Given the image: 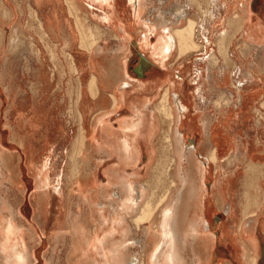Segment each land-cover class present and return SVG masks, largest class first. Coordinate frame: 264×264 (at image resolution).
<instances>
[{
	"label": "rangeland",
	"instance_id": "rangeland-1",
	"mask_svg": "<svg viewBox=\"0 0 264 264\" xmlns=\"http://www.w3.org/2000/svg\"><path fill=\"white\" fill-rule=\"evenodd\" d=\"M121 2L117 0V6L119 8L126 6L127 15L124 11H119L115 15L113 7L96 3V0H62V39L65 42H62L61 62L56 57L55 45L42 27L44 12L36 10L43 5L39 6L36 0H0V151L3 153L1 154L4 160L0 155V264H21L19 260L26 255H29V264H107L108 250L104 245L107 239L119 243L132 237L127 244L134 246V238H143L150 229L154 233L159 232L153 224L156 215H153L155 211L152 205L140 213L141 221L133 217L128 218L125 225L128 233L126 237L125 228L113 226V204L115 203L118 207L114 201L118 200V194L114 190V185L108 184L109 170L107 169L112 166L119 167L121 160L118 153L108 156L107 151L103 149L93 150L88 129H92L93 140L96 139L99 143L107 140L111 129L119 134V139H125L126 135L123 133L125 121L134 117L132 102L138 101L137 104H140L139 102L149 98L150 109H147L149 113L145 118L147 119L149 115L153 117L152 111L160 105L158 102L167 87H171L172 99H175L173 94L175 92L179 95V100L176 99V101L178 100L184 107L181 119L176 121L175 127L178 126L181 129L180 134L187 145L198 148V155L200 154V158L204 160L206 158L205 155L202 156L201 151L205 152L208 148L204 147L200 118L208 115L209 108H211L209 111L216 112L215 102L218 94L221 96L227 94L231 97V92L234 91L233 101L227 108L235 111L231 117V125L230 122L219 121L210 143L217 142L220 135L224 142L220 146L221 162L226 163L225 168L230 173L236 169L239 172L234 178L232 195L228 194L235 206L233 214L235 219L228 218L225 210L220 208V205L217 206L219 203L215 205L216 202H212L214 210L207 204V214L211 219V229L218 239L214 258H212L213 264L221 263L217 261L218 256L221 260H227L226 264H249L242 262V251L238 250L240 239L238 235L235 236L236 238L233 237V233L230 232L233 229H229L226 237L221 240L220 237L222 221L224 220L227 228L231 225L238 226L246 205L249 215L260 211V208L257 209L259 204L264 209V190L260 185L262 178H258L263 177L264 171L261 172L263 168L258 166L256 172H252L257 178L253 186L245 185L243 180L247 168L251 169V167L242 162L244 159L256 160L258 159L256 155L259 158L262 157L264 162V145L259 143V140L264 141V106L261 107L264 90L257 92V98L251 103H245L240 101V92L236 86L239 85L241 88L248 86V89L254 91L264 87V74L257 75L260 85L255 80L250 85L248 78L238 74V68L243 65V61H246L249 67L252 62H255V67L262 66L264 52L261 54L258 48L253 50L247 48L242 28L236 30L230 25L229 18L234 19L233 14L237 9L241 11V5L246 2H250L255 19L263 17L264 0H221L218 7H213L216 13L213 17L210 14L212 7L207 0H191L190 2L188 0H149L143 12L147 20L151 18L155 21L161 17L162 13V17L170 21L175 10L184 6L195 23L192 25L193 32L184 55L178 56L175 51V54L167 59L166 65L161 63L159 65L150 55L152 45L157 43L159 32L152 31L151 34L149 32L151 44L142 45L145 29L142 31L143 27L137 25L140 19L135 18L134 6L129 0H121ZM198 3H201L200 7ZM3 7L8 8L7 14ZM228 7L229 10H227ZM109 16L114 17L111 19L115 22L114 24H109L106 20ZM201 21H204L207 28H202L203 31L200 32L198 28ZM261 21H264V18ZM126 22L131 24L130 27L127 26L131 50L125 55V60L130 74L135 79H131L129 84L124 82L125 84H122L118 90V92L125 91V100L116 105L117 111L111 113L109 122H98L99 114L105 109H111L113 103L110 98L107 106L98 104L97 99L90 92L89 81L93 69L89 64L92 57V52L89 50L98 46L104 48V51L98 54L93 53L96 54L93 66L98 68L97 76L100 83L101 71L117 63L112 52L118 44V37L122 36L121 28H124ZM164 28L158 27V31H163ZM226 29L229 30L228 36L232 38V42L227 41L226 44L230 45L231 56L235 54L236 62L233 58L228 63L224 59L225 56L221 57L219 62L220 66L227 71L223 73L232 75V82L230 79L228 86L224 84L221 86L218 83L216 88L209 89L207 67L210 59L222 56L218 35L220 30ZM70 30L76 32L78 36L76 40L70 34ZM220 49L224 50L223 47ZM144 54L149 57L145 58L149 67L147 75L141 77L135 69L141 64ZM53 68L56 69L55 74L52 73ZM214 71L218 73V63ZM239 76L243 83L239 84L236 80L235 77ZM234 80L235 83H233ZM200 88L208 96L207 100L199 96ZM107 95L110 97L109 94ZM209 100L210 104L206 106L204 102L209 103ZM81 104L84 111L80 108ZM222 104L225 105L224 102ZM256 106L261 108L262 116L255 111ZM160 111L158 109L160 121L157 133L150 135L149 139L141 137L136 142V145L141 148V159L136 166L126 165L124 168L127 173L136 174L142 184L152 189L154 193L149 197V201L153 200V206L161 205L171 186L174 185L172 176L174 154L170 137L174 124L170 122L171 118L164 113L165 111L163 113ZM82 112L85 119L81 117ZM260 117L262 123H258ZM150 118L146 123H151ZM146 123L144 121L142 126L143 133H147L150 129V123L148 125ZM145 129H147L146 132ZM132 138L133 136L130 135V140ZM256 141L259 144L257 149H262L257 154ZM22 143L28 145L30 158ZM241 143H244L246 148L241 147L238 152L236 145ZM151 147L157 151L154 161V154L149 153ZM217 147L218 145L215 146ZM248 148H251L249 152H247ZM232 152L236 154V157L233 164H229L228 158ZM251 152L255 154L251 155ZM47 157L49 160L45 165ZM95 162H97L96 168ZM207 166L210 168L206 172L207 196L215 200L213 186L223 173L216 171L214 163L210 167L208 164ZM77 167H80V171H76ZM94 171L95 175L88 178L90 180L87 183V177ZM46 175L50 176L53 182L46 187H40ZM106 186L110 190L109 194L105 189ZM44 188L48 189L50 195L46 213L39 212L40 206L37 204L38 193ZM246 189L249 191L248 194L245 192ZM101 202L107 205L97 206ZM71 210L80 211L83 214L89 241H92L88 250H83L82 253L80 250L72 253L73 230L68 224ZM10 221L15 224L14 228L10 226ZM260 235V241L264 244V229L260 231ZM155 241H158L157 237ZM135 246L130 251V258L136 252L144 253L139 244ZM183 251L188 258L186 264H192L190 260L193 251L191 249ZM205 262L210 264L211 261ZM251 264H264V256L259 262Z\"/></svg>",
	"mask_w": 264,
	"mask_h": 264
},
{
	"label": "bare ground",
	"instance_id": "bare-ground-1",
	"mask_svg": "<svg viewBox=\"0 0 264 264\" xmlns=\"http://www.w3.org/2000/svg\"><path fill=\"white\" fill-rule=\"evenodd\" d=\"M116 1L117 0H96V3L98 2L101 5H107L108 7H111V8L113 7L112 8L114 11L113 13L117 15L119 13L120 8L117 6ZM188 1L190 2L191 0H188ZM207 1L209 3V6L212 7V9L210 8H207V9H210L211 17H213L216 15V13L213 11V7H218L220 5L221 0H207ZM36 2L39 4L43 3L42 0H36ZM129 2L130 4H133L134 6L135 18L140 19L139 21L140 23L137 25L140 27H143L141 29L142 31L145 29V33H143L142 35L143 36L142 45L149 46L151 44L150 34L152 33V31H154V33L159 32L157 43L153 44L150 50L151 58H153L154 61H157L159 65L161 64L166 65L167 59L170 58L171 55L175 54V51H177L178 56L184 55L185 49L189 47V39H190L191 33L193 32L192 25L195 24L193 23L192 17L188 15L186 7L183 6L179 8L178 10H175L176 12L173 11L174 14H173L172 20L170 19V21L166 18H163L162 13L160 11L161 17H158L154 21L151 18L147 20L143 14V12H145V9L147 7L149 0H129ZM198 5L200 7L201 3H198ZM241 8H242L241 11L237 9L235 14H233L234 19L233 17L229 18L230 25L236 28V30L238 28H242L243 35H244L243 36L244 42L247 45L246 47L253 50L254 48H257V47L254 43H251V41H255V38H254L255 28L253 25V11L251 10L252 8L250 7V2L249 3L246 2V4L241 5ZM227 10H229V7ZM113 18L109 16L108 19L106 20L108 21L109 24H114L115 22L111 21V19ZM143 18H145V20ZM127 26L130 27L131 24L127 22L124 28H121L122 36L118 37L119 39L118 44L113 50V53H116V55H118V58H119L117 59V63L121 62V65H119V67L122 66L123 61H125V63L123 64H125L126 66L127 62L125 58L124 60H122V56L127 55V52L131 50L129 46L130 34L128 33V30H127L129 28H127ZM152 26H154L155 28H153ZM158 27L159 28L167 27V28L166 29L164 28L163 31H158ZM202 28H205V29L207 28L204 21H201L199 23L198 31L200 32L203 31ZM228 31L229 30L227 29L220 30L218 37L220 39V45H221L220 48L223 47L224 49L222 51V49L219 48L220 53L223 56H225V60L229 63L233 60V57L231 56L230 45L228 46L226 44L227 41H229L230 43L232 42V38L228 36ZM262 42H264V40ZM92 48L97 53H100L104 50V48L100 46H98V48H94V47ZM232 55H235V54H232ZM220 58L221 57L219 56H215V58L213 57V59H210L209 61L207 72H206L208 73L207 80H210L209 89L216 88L218 83H220V85L222 86L224 82H229L230 79L232 82V78H231L232 75L230 73L228 74L223 73V71L224 72H227V71H225V69L222 68V66H220V62H219ZM234 61L236 62L235 59ZM217 63H218V72L220 73L219 75L221 76V79H218L217 73H215L214 71V68H216ZM254 63L252 62L249 67L247 62L243 61V65H241L239 68L237 67L238 73L242 72L241 70L245 69L242 75L243 77H246V78L249 77L250 74H252V68L253 69L255 68ZM260 67L262 70H264V63ZM127 68L128 67L125 68L126 71H124L123 74H122L121 69L119 71H116L114 74V78L116 80L114 78L113 80H115L114 83H117V86H116L117 91L114 92L115 94L114 93L113 94H114V100L116 103L121 102V101L123 102L125 100V96H126L125 91L122 90L121 92H118L120 87H122V84H125V83L129 84L131 83L130 80L134 79V77L128 72ZM146 69H147V64L144 61L137 68V70L140 73H144ZM94 79L95 78L93 77L92 83H94ZM236 80L239 82V84L240 82L242 83V79L240 78V76ZM233 83H235V80ZM92 86L94 85H91V89H92ZM236 86L240 92L239 98L242 99V97H244V99H246V95L244 94L246 90L241 94V90H242L241 87L239 85H236ZM170 90H171L170 87L169 88L167 87L165 89L162 99L160 101V105L159 106L157 105V107H155L157 110L160 109L162 113L163 111H165L164 113L171 118L170 122L172 121V123L174 124L172 127V131H170V134H171L170 137L172 139L171 140L172 149H173V154H174V163H173L174 169L172 172V176L174 179V185H172L173 187L171 186L170 190L166 194L167 196L166 199H163L164 202L159 206L158 205L153 206L154 207L153 210L154 211L155 209L157 210V212L155 211L156 216L155 214H153L156 218L154 219L153 217L154 219L153 224L156 226V229L159 232L154 233L150 229V231L146 233L143 238H134L135 245L139 244L141 246L142 251H144V253L142 252V254H140L139 252L138 254V252H136L132 254V258H130L131 256L130 251L132 248H134L135 245L128 246L127 244L129 238H132V237L126 238L124 241H119V243H115L107 239L104 242L105 248H107L108 250L107 264H186L187 258H186V255L183 249L187 246V244H199L203 246L204 248H211V246L213 245V241H214V237H213L214 235L209 229L205 227L206 226V223H205L206 215H207L206 214L207 213V202L209 200L207 196L206 172L207 170H210L207 164L210 167L211 164L214 163V165L216 166V171L220 172V174L221 172L223 173L216 180L213 186L215 200L217 202H220L222 206H224V209L228 215V218L230 217L233 220L235 219L233 215L235 206L233 202L230 201L228 194L229 195L231 194V191L233 189V185L235 182L234 178L239 172L235 168L236 170L230 173L227 170V168H225L226 163H224L225 164L224 165L221 162L220 146L224 142L222 141L220 135L217 138V145H218L217 148L214 147L211 149H205V148H208L207 147L208 143H210L211 139L213 138L214 132L218 127L219 121L225 120V123L230 122V125H231L232 116H231L229 109H227V107H229L230 103L233 101L232 98L235 96L233 94L234 91L231 92V97L228 96L227 94H226L227 96H224V95L221 96L220 94H218V98L215 102L216 112L209 111L211 110V108L208 107L209 108L208 115L205 117L202 116L200 118V121H201L200 127L202 128V132L204 136L203 140L205 144L204 146L205 152L201 151V153L203 154L202 156L205 155V158L207 160L206 161L200 158V154L198 155V151H197L198 148L196 146L186 144V141L184 140L183 136L180 134L181 131L179 130L181 129H179L178 126L175 127L176 121L178 122L179 119H181V112L184 109V107L179 103H177L178 106L175 105L174 103L172 104ZM202 90L203 89L200 88L198 94L200 97L202 96L203 98L207 100L208 96L206 95L204 90L203 91ZM249 96L250 95H248V98ZM221 100H223L225 107L223 106L222 104L223 102ZM100 101L102 102L104 100L101 99ZM149 101L150 100L148 98V100L144 99V101H142L141 103L139 102L140 104H137L138 101L137 103H135L136 101L132 102L133 104L131 105V108L133 109L134 117L130 120L125 121L124 132H123L126 135L125 139L123 140L119 139V134H117V132L114 131V129H111L110 132L108 133V137L106 141L102 143L97 142L96 139L92 141L93 150L101 151L103 149L107 151L108 156H111L113 153L114 154L118 153L119 159L121 160L120 161L121 165L119 167L112 166L110 167V169H107L109 170V173H107V175L109 178L108 184H113L115 187L114 190L116 194H118V200L116 199L114 200L118 204V207L115 206V203L113 204L112 224L113 226L118 225L120 228H125L124 229L125 237L126 235H128L127 229L125 227L126 223L128 222V218L133 217L134 219L136 220L140 219L141 221L140 210L146 211L147 210L146 208H150L149 197L154 193L152 189H150L149 186L141 183V181L139 180V177L136 174H129L124 169L126 165L136 166L139 160L141 159V148L140 146L136 145V142H138V140H140L141 137L143 138L147 137L149 139V137L157 133V129L159 128V120L155 117L154 111H152V114H151L153 115L154 118L148 114L149 115L148 118L151 117L150 118L152 120L151 123L149 122V120L148 122L150 124L146 123L148 118L146 119L145 117H147L146 114L149 113L147 112L148 111L147 109H150ZM208 102L209 103H207V101L204 102L206 106H209L210 100ZM81 108H82V111H84L83 104L81 105ZM117 108L118 107L114 104L113 108L103 110L97 117V121L102 122V123L103 122L108 123L109 122L108 119L111 113L117 111ZM82 117L83 119H85V115L83 112H82ZM144 121L147 125L149 124V127H150L147 133H143L144 130L142 131V128H143L142 126H143ZM259 123H262L261 119ZM144 127L147 128L146 126ZM103 129L105 128L103 127ZM146 130L147 129H145V132ZM130 135L133 136L132 140H130ZM259 143L264 145V141L259 140ZM22 144H24L23 146L26 147L27 156L28 158H30L29 156L31 155H30V150H29L28 145L25 143H22ZM236 147H237L238 152L241 147L246 148L244 143H241V145L237 144ZM149 149H150L149 151L150 155L154 154L153 148L151 147ZM250 150L251 148H248L247 152H249ZM1 153L2 151H0V155L2 159L3 153L2 154ZM250 154L254 155L255 153L251 152ZM235 157H236V154L232 152L230 157L228 158V163L233 164ZM256 157H258L259 160H262V157L259 158L258 155H256ZM48 160L49 158L47 157L44 162L45 165H47ZM251 161L254 162L255 160L251 159ZM96 166H97V162H95V168ZM79 168L77 167L76 171L79 170ZM107 170H105V172ZM92 175L93 176L95 175V171L92 174H90L87 177V179L92 178ZM262 179H263L262 185L264 186V173H263ZM89 180L90 179L87 180V183H89ZM52 182L53 181H51L50 176L48 177L46 175L45 179L41 181L40 187H46L50 185ZM105 189L107 193L109 194V191H110L109 188H107L106 186ZM107 193L104 194V198L107 195ZM38 194H39V198H38L39 200L37 199L38 200L37 204H39L40 206L39 212L46 213L47 204H49V196H50L48 189L44 188L43 191H40ZM113 196H115V194H113ZM101 205L104 206L107 204L105 202H101V204H97V206H101ZM69 215H70V220L68 221V224L72 227V230H73L72 253H74L77 250H80L82 253L83 250H88V246L92 245V241H89V233L86 228V225H87L86 221L84 219L83 214L80 211L75 212V210H71ZM138 223L139 222H137V224ZM14 225L15 224L12 221H10V226L13 227ZM263 226H264V222H262V216L260 218V215H258V216L248 217L246 219H243L238 226L231 225L230 227L227 228L226 223L224 222L222 224V231L226 234L229 229L234 230V227H237L236 232L238 233V238L240 239V241H242V244L249 245L251 249V251L247 253V256L244 251L242 252L243 261L251 263V262H255L258 259L257 257L261 255V254L259 255V252H260L259 243L261 242L259 232L261 231L260 229H263ZM156 237L158 239L157 242L155 241ZM236 237L234 236V238ZM109 244L111 246H109ZM203 254L206 256V258H203L204 257ZM213 254L214 252L208 249L206 250L203 249V251L201 252L194 251L193 257H191L193 260L192 264H207L205 261L207 260L210 262L213 258ZM28 258H29V255L23 256L19 260V262L21 264H29ZM129 258H130V261H129ZM218 260H219V256L217 257V261Z\"/></svg>",
	"mask_w": 264,
	"mask_h": 264
},
{
	"label": "crops",
	"instance_id": "crops-1",
	"mask_svg": "<svg viewBox=\"0 0 264 264\" xmlns=\"http://www.w3.org/2000/svg\"><path fill=\"white\" fill-rule=\"evenodd\" d=\"M56 1H58V0H42V4H39V3H37V4H39V6L40 5H43V6H40V8L38 7V9H36V10H39V11H43L44 13H43V21H42V27L44 28V30H45V32L48 34V37L50 38V40L52 41V43L55 45V48H56V52H57V58L58 59H60L61 60V62H62V42H65V40H63L62 39V34H63V32H62V0H60V2H56ZM120 2H121V0H120ZM122 3V6H123V2H121ZM67 7H68V4H67ZM4 8V7H3ZM42 8V9H41ZM7 9V10H6ZM125 9H127L126 8V6H124L123 8H120V10L119 11H124L125 13H126V15H127V12L125 11ZM4 12L7 14L8 13V8L7 7H5L4 9ZM67 10H68V8H67ZM12 13V12H11ZM105 18V17H104ZM103 18V19H104ZM262 18H264V16L263 17H260L259 19H255V14H254V11H253V25H254V28H255V30H254V38H255V41H251V43H254L255 45H256V47L259 49V52L262 54L263 52H264V42H262L263 40H264V21H261V19ZM123 23L125 24V22L123 21ZM127 23V22H126ZM70 34L73 36V38L76 40V38L78 37L77 36V34H76V32L74 31V30H70ZM251 40H253V39H251ZM81 44H82V40H81ZM90 52H92V57H91V60L89 61V64H90V66L92 67V76H91V78H90V81H89V85L91 84V85H94V86H92V89H91V85H90V87H89V89H90V92H91V94L93 95V97L94 98H96L97 99V103L98 104H101V105H106L107 106V102L109 101V99L110 98H112V103H113V105L115 104V105H118V103L119 102H115V100H114V92H116L117 91V89H116V86H117V83H114L115 82V78H114V74H115V72L116 71H119L120 69L122 70V74L124 73V71H126L125 70V68L126 67H128V65L126 64V66H125V64H123V63H125V61H123L122 62V66H120L119 67V65H121V62H118V63H116V64H114L113 66H111V67H108V68H106V69H104V71L102 70L101 71V73H102V80H101V82L99 83V79H98V76H97V67L94 65L93 66V64H95V61H96V59H94L95 58V55L96 54H98L97 52H95V50H93L92 48L89 50ZM104 51V50H103ZM93 53H96L95 55L93 54ZM113 53V52H112ZM221 54V53H220ZM234 54V53H233ZM222 55V54H221ZM113 57H114V59L117 61V59H119L118 58V55H116V53H113V55H112ZM54 57H55V55H54ZM219 57H222V58H224V56L222 55V56H219ZM235 57V55H233V58ZM124 58H125V55H123L122 56V60H124ZM144 58H149V57H146V55L144 54ZM221 59V58H220ZM225 59V58H224ZM235 60H236V58H234ZM114 63H115V61H114ZM120 63V64H119ZM153 64V63H152ZM116 65V66H115ZM256 68V69H255ZM254 69L252 68V74H250V76L249 77H247L249 80H250V85H252L253 83H254V80H255V82L258 84V85H260V82L259 81H257V75H259V74H264V70H262L261 69V67H259V66H257V67H255ZM59 69V68H58ZM127 70H128V68H127ZM244 70L245 69H243V70H241L242 72H240V73H238L239 75H241L243 72H244ZM59 72V71H58ZM128 72H129V70H128ZM137 72V74H145V75H147L146 74V72H147V69H146V71L144 72V73H140L138 70L136 71ZM52 73H56V69L55 68H53V71H52ZM130 73V72H129ZM219 73V72H218ZM217 73V76H218V79H221V76L219 75ZM141 77H145V76H143V75H140ZM264 76V75H263ZM93 77L95 78L94 79V83H92L93 81H92V79H93ZM113 78L115 79V80H113ZM236 78H239V77H236ZM246 78V77H245ZM135 79V78H134ZM242 79V78H241ZM243 83V82H242ZM220 84V83H219ZM224 85H226V86H228V82H224L223 83ZM222 84V85H223ZM98 85V86H97ZM115 86V87H114ZM225 86V87H226ZM114 87V88H113ZM261 87V86H260ZM171 88V87H170ZM247 88V89H246ZM249 87L247 86V87H244V88H241L242 90H241V94L246 90V92H248V93H244L245 95H246V99H244V97H242V99H240V101H244L245 103L246 102H249V103H251L253 100H255L256 98H257V92H259V91H263L264 90V87H261V88H259L258 90H256V91H254V90H252V89H248ZM99 89V90H98ZM114 89H116V90H114ZM93 91V92H92ZM114 93V94H113ZM164 93V92H163ZM107 94H109L110 95V97L107 95ZM174 94V97H175V99H172V104L174 103V104H176L177 106H178V104L177 103H179V95L178 94H176L175 92L173 93ZM106 95V96H105ZM163 95V94H162ZM171 95H172V93H171ZM176 95V96H175ZM248 95H250L249 96V98H248ZM98 96H99V98H98ZM227 96V95H226ZM172 98V97H171ZM104 100V101H100V100ZM162 99V98H161ZM176 99H178L177 101H176ZM175 100V101H174ZM161 101V100H160ZM160 101L158 102V104L160 103ZM100 102V103H99ZM141 103V102H140ZM82 105V104H81ZM81 105H80V108H81ZM224 107H225V105H223ZM262 106H264V99H263V101L261 102V107ZM113 108V107H112ZM228 108V107H227ZM81 110H82V108H81ZM105 110H107V109H105ZM158 110L155 108L154 109V115H155V117L159 120V115H158V112H157ZM227 111V110H226ZM229 111H230V113H231V116L234 114V112L235 111H232V109H229ZM255 111L257 112V113H259V116H262V113H261V108H259L258 106H256L255 107ZM259 111V112H258ZM213 112V111H212ZM226 113V112H225ZM227 116V115H226ZM82 117V116H81ZM261 119V118H260ZM260 119H259V121H260ZM160 121V120H159ZM225 121V120H224ZM259 121H258V123H259ZM261 122H262V119H261ZM88 129V128H87ZM86 129V130H87ZM88 133H89V135H90V141H91V145H92V141H93V133H92V129H88ZM216 138V137H215ZM258 140V139H257ZM209 144H211L212 146H210V149L211 148H214L216 145H217V142L216 141H213V142H211V143H208V149H209ZM256 149H255V152H256V154H257V152H259L260 150H262V149H260V150H258L257 149V147H259V144H258V141H256ZM153 148V150H154V159H153V161L156 159V153H157V151H156V149L154 148V147H152ZM258 158V157H257ZM258 159H256L255 160V162H251V160H246V159H244L242 162H245V163H247V165H249L250 167H251V169H248L247 168V172H246V176H245V179L243 180L244 181V183H245V185L247 184V185H249V186H253L254 184H255V181L257 180V178H255L256 177V175L254 174V173H252L253 171L254 172H256V169L258 168V166L259 167H262L263 168V170H261V172L262 171H264V165H262V164H264V162H262V160L260 161V160H258ZM261 162V163H260ZM251 163H253L252 165H250ZM256 163V164H255ZM261 165H260V164ZM153 164V163H152ZM150 165V164H149ZM246 165V166H247ZM248 167V166H247ZM258 178H262V176H260V177H258ZM261 180V189H263L264 190V186L262 185V180L263 179H260ZM253 181H254V183H253ZM232 192V191H231ZM245 192H247V194H248V192L249 191H247V189L245 190ZM230 195H232V194H230ZM253 196V195H252ZM209 199L210 200H208V202H207V204H208V206H212V204L213 203H215V205H217V203H219L217 206H219L220 205V208H222V209H224V206H222V204L220 203V202H217L216 200H214L213 198H211V197H209ZM252 200H253V202H254V199L252 198ZM152 201L153 200H150V206H151V204H152ZM230 201H231V199H230ZM158 202V201H157ZM211 202V203H210ZM213 202V203H212ZM232 202V201H231ZM152 208H154L153 207V204H152V206H151ZM212 208H213V210H214V208L215 207H213L212 206ZM260 208V209H259ZM248 207H247V205L245 206V208H244V211H243V217H242V219H241V221L243 220V219H246V218H248V217H254V216H258V215H260V218H261V216H262V222H264V209L260 206V204H259V206H258V208L257 209H259L260 211H258V212H256L255 214H252V215H249L250 214V212H248ZM144 210H146V209H144ZM225 210V209H224ZM143 210H140V213L142 212ZM155 211L157 212V210L155 209ZM156 212H154V214L156 215ZM261 212V213H260ZM207 213H208V209H207ZM206 213V214H207ZM254 215V216H253ZM207 218H206V228L207 229H209L212 233H213V237H214V241H213V245L211 246V248H204L203 246H201V245H199V244H187V246L184 248V249H191L192 250V248H193V252L195 251V252H201V251H203V249H208V250H212V252H214L215 253V247H216V241L218 240L217 239V237L215 236V233L212 231V229H211V226H210V224H211V219H210V216H209V214H207ZM227 217H228V215H227ZM235 217V216H234ZM240 221V222H241ZM208 223V224H207ZM224 223V220L222 221V224ZM240 224V223H239ZM237 226V225H236ZM236 228L237 227H234V230L233 231H230L231 233H233V237L234 236H236V235H238V233L236 232L237 230H236ZM263 229H264V226H263ZM260 230H262V229H260ZM259 234H260V232H259ZM261 236V235H260ZM223 237H226V234L222 231V234H221V237H220V240H221V238H223ZM239 240V239H238ZM241 244V245H240ZM260 244V246H259V257H257L258 259L255 261V262H259L262 258H263V256H264V244L262 243V241L259 243ZM191 245V246H190ZM243 245V246H242ZM189 247V248H188ZM238 250L239 251H244L245 252V254H246V256H247V253H249V251L251 250L250 249V247H249V245H247V244H242V241H240L239 242V244H238ZM203 248V249H202ZM246 248V249H245ZM183 249V250H184ZM204 255V254H203ZM250 255V254H249ZM191 257H193V253H192V256ZM203 258H206V256L204 255V257ZM213 258H214V254H213ZM242 258H243V255H242ZM188 259V258H187ZM191 260H192V258H191ZM190 260V261H191ZM213 260V259H212ZM211 260V262H210V264H213V261ZM187 261V260H186ZM219 261H221V263H217V264H226L227 263V260H221V257H219ZM193 262V260L191 261V263ZM242 262H243V260H242ZM252 263V262H251ZM251 263H249V264H251Z\"/></svg>",
	"mask_w": 264,
	"mask_h": 264
},
{
	"label": "water",
	"instance_id": "water-1",
	"mask_svg": "<svg viewBox=\"0 0 264 264\" xmlns=\"http://www.w3.org/2000/svg\"><path fill=\"white\" fill-rule=\"evenodd\" d=\"M143 61L146 62V64H147V69H148L149 65H148V63H147V60H146L145 58H143L142 61H141V63H142ZM140 65H141V64H140ZM140 65H139V66H140ZM139 66H138V67H139ZM138 67H136V69H135L136 71H137V68H138ZM138 75H139V74H138ZM140 75L146 76L145 74H140Z\"/></svg>",
	"mask_w": 264,
	"mask_h": 264
}]
</instances>
